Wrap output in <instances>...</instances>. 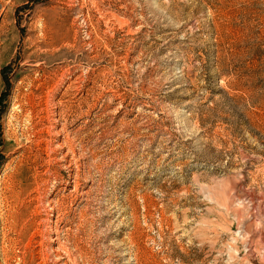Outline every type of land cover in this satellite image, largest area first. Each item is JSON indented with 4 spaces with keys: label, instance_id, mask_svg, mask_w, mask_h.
Listing matches in <instances>:
<instances>
[{
    "label": "rangeland",
    "instance_id": "rangeland-1",
    "mask_svg": "<svg viewBox=\"0 0 264 264\" xmlns=\"http://www.w3.org/2000/svg\"><path fill=\"white\" fill-rule=\"evenodd\" d=\"M0 264H264V0H0Z\"/></svg>",
    "mask_w": 264,
    "mask_h": 264
}]
</instances>
